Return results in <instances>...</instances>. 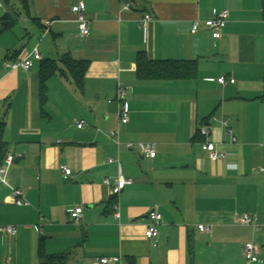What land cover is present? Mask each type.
Segmentation results:
<instances>
[{"label": "crops", "instance_id": "1", "mask_svg": "<svg viewBox=\"0 0 264 264\" xmlns=\"http://www.w3.org/2000/svg\"><path fill=\"white\" fill-rule=\"evenodd\" d=\"M1 1L0 18L15 22L0 35V124L16 158L8 184L0 183V225L18 232L0 233V264H40L41 247L62 255L57 264H103L100 258L113 255L128 264H249L247 242L259 248L256 264H264V0H84L87 37L71 10L79 0ZM225 8L220 38L205 26L191 32L195 21ZM147 13L153 20L145 42L139 22ZM36 48L59 65L43 88ZM66 54L87 63L83 89L61 62ZM142 54L193 61L195 76L140 78ZM24 57L33 59L31 69L5 66ZM222 75L225 84L217 80ZM119 83L130 104L126 124L118 117ZM206 123L226 158L211 160L201 148ZM129 142L154 143L156 156ZM61 165L72 170L69 177ZM120 170L133 183L116 195L118 217L104 180L113 182ZM13 187L27 204L13 201ZM78 206L83 215L75 223L70 209ZM152 210L163 216L157 245L145 235ZM243 213L260 228L239 223Z\"/></svg>", "mask_w": 264, "mask_h": 264}, {"label": "built area", "instance_id": "2", "mask_svg": "<svg viewBox=\"0 0 264 264\" xmlns=\"http://www.w3.org/2000/svg\"><path fill=\"white\" fill-rule=\"evenodd\" d=\"M0 7H3V2L1 0H0ZM130 7H131L130 3L126 5V9H129ZM71 10L77 16L80 36L87 37L90 34V20L86 14V10H87L86 2L84 0L77 1L71 6ZM229 16H230V10L227 8L222 9L218 13H216L214 17L208 18L203 22L195 21L192 25L191 32L196 33L201 29L202 26H205L211 31L212 36L218 39L222 36L223 30L227 26ZM152 20H153L152 15L147 13L141 18L139 22V26L143 31V38L145 42L148 41L149 24ZM50 24H51L50 20L45 21L46 26H49ZM33 57L37 60L44 59L42 53L37 48L33 51ZM5 66L12 70H18V69L29 70L33 66V59L30 57H24L18 60H11V61L8 60L5 61ZM217 80L219 83L225 84L228 81V78L227 76L222 75L218 77ZM229 81L235 82V78L231 77ZM115 99L118 103V117L121 123L126 124L130 121V104L127 98V89L121 83H119L117 86ZM211 119L217 120L218 118L216 115H213ZM84 123H85L84 120H80L77 123V126L81 128L84 125ZM221 123L224 127H226L228 133L232 137V140L236 142L237 137L233 134V130L229 125V121L227 119H222ZM199 132L205 138V140L201 144V148L207 153L208 157L211 160L216 161V160L224 159L228 156L227 153L221 151L218 148L217 144L214 141L209 140L211 128L208 123L204 124L203 126H200ZM110 137L118 138V132L113 131L110 134ZM116 143L117 146L120 148L121 142L118 139H116ZM136 145L139 147L142 155L151 158L156 156V148L154 143L141 142L135 144L133 142H129L125 146L129 149H134ZM15 158H16L15 154L10 152L7 153L4 162L0 165V183L8 184V173L10 168L14 164ZM114 160L115 159L113 157L109 158V162H113ZM61 169L65 175V178L69 177L72 174V170L66 165H61ZM104 182L112 186V194L116 196L127 185L132 184L133 179L130 177H126L120 170L119 174L117 175V177L114 179L113 182L109 178H106ZM12 189H13L12 199L15 203L19 205L28 203V201L24 199L23 190L14 187ZM114 208H115V215L119 217L120 206L118 202L114 204ZM70 214L75 223H80L81 217L83 215V206H78L70 209ZM148 216L150 221L148 223L145 235L148 239H150L154 243V245H157L159 240L158 226L162 223L163 216L157 210L150 211ZM238 222L243 225L252 226L255 230H258L260 228V226L256 222L255 217L249 213L241 214L238 217ZM198 229L204 233L209 234L212 232L213 227L212 225H208V224H200L198 225ZM17 232H18V228L15 225H0V233L15 235ZM244 253L249 264H256L262 261L259 257V248L253 242H247L245 244ZM100 262H102L103 264H128V262L124 260L123 257L120 255L102 257L100 258Z\"/></svg>", "mask_w": 264, "mask_h": 264}, {"label": "trees", "instance_id": "3", "mask_svg": "<svg viewBox=\"0 0 264 264\" xmlns=\"http://www.w3.org/2000/svg\"><path fill=\"white\" fill-rule=\"evenodd\" d=\"M15 22V19L8 15L0 18V35L11 28ZM61 62L65 64L70 70L71 77L80 89H83L85 71L87 63L83 61H77L73 59L69 54L64 55L61 58ZM59 71V65L56 60L44 59L41 64V83L42 88L45 85L47 79L55 75ZM196 64L193 61H182L172 59L152 60L149 59L145 54L139 56L137 60V75L143 79H185L195 76ZM264 97V95H263ZM4 126L0 124V165L4 162L7 155V143L2 138ZM199 135L200 132L198 133ZM116 203V196H113L110 200L109 205L114 206ZM41 257L40 264H57L61 260V256L47 255L44 249L41 247L39 250Z\"/></svg>", "mask_w": 264, "mask_h": 264}, {"label": "rangeland", "instance_id": "4", "mask_svg": "<svg viewBox=\"0 0 264 264\" xmlns=\"http://www.w3.org/2000/svg\"><path fill=\"white\" fill-rule=\"evenodd\" d=\"M1 13H2V8H0V15H1Z\"/></svg>", "mask_w": 264, "mask_h": 264}]
</instances>
